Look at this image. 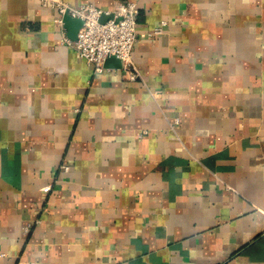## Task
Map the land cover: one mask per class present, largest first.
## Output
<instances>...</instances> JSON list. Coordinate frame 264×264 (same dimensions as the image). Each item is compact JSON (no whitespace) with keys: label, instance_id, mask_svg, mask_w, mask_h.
Wrapping results in <instances>:
<instances>
[{"label":"crops","instance_id":"0c3cea01","mask_svg":"<svg viewBox=\"0 0 264 264\" xmlns=\"http://www.w3.org/2000/svg\"><path fill=\"white\" fill-rule=\"evenodd\" d=\"M129 1L135 80L0 0V264H264V0Z\"/></svg>","mask_w":264,"mask_h":264},{"label":"built area","instance_id":"2783aa9c","mask_svg":"<svg viewBox=\"0 0 264 264\" xmlns=\"http://www.w3.org/2000/svg\"><path fill=\"white\" fill-rule=\"evenodd\" d=\"M42 1L56 7V21L61 26L65 14L82 19L76 36L69 38L64 34L63 39L92 66L94 72L102 71L106 58L114 55L120 59L128 79L135 80L140 77L139 69L132 59L134 43L138 36L161 32L162 24L147 32L138 31V8L134 1H117L111 10H103L90 2L71 5L65 0ZM47 188L48 186L45 187Z\"/></svg>","mask_w":264,"mask_h":264},{"label":"water","instance_id":"95a60500","mask_svg":"<svg viewBox=\"0 0 264 264\" xmlns=\"http://www.w3.org/2000/svg\"><path fill=\"white\" fill-rule=\"evenodd\" d=\"M102 18H105L104 16ZM70 19H77L79 21V25L82 24V19L78 18V17H72L69 14H65L63 16V20H65L67 23L70 21ZM72 37L74 38L75 35H72ZM110 62L115 63V65H120V59L114 55L108 56L105 60V64H110Z\"/></svg>","mask_w":264,"mask_h":264}]
</instances>
